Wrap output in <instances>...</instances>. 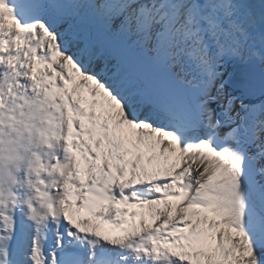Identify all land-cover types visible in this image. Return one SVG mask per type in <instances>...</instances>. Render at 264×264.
<instances>
[{"label": "snow or ice", "instance_id": "obj_1", "mask_svg": "<svg viewBox=\"0 0 264 264\" xmlns=\"http://www.w3.org/2000/svg\"><path fill=\"white\" fill-rule=\"evenodd\" d=\"M17 118L0 264H264V0H0Z\"/></svg>", "mask_w": 264, "mask_h": 264}, {"label": "bare ground", "instance_id": "obj_2", "mask_svg": "<svg viewBox=\"0 0 264 264\" xmlns=\"http://www.w3.org/2000/svg\"><path fill=\"white\" fill-rule=\"evenodd\" d=\"M228 71L232 72L234 69L230 67ZM34 137V125H22L19 118L6 120L3 127H0V179L5 187L11 182V175L19 173L27 163L24 148Z\"/></svg>", "mask_w": 264, "mask_h": 264}, {"label": "water", "instance_id": "obj_3", "mask_svg": "<svg viewBox=\"0 0 264 264\" xmlns=\"http://www.w3.org/2000/svg\"><path fill=\"white\" fill-rule=\"evenodd\" d=\"M234 71L239 72V71H243V69L242 68H236V69H234Z\"/></svg>", "mask_w": 264, "mask_h": 264}]
</instances>
